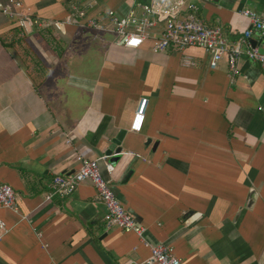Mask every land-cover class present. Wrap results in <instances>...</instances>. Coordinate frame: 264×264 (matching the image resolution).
<instances>
[{
    "label": "crops",
    "instance_id": "obj_1",
    "mask_svg": "<svg viewBox=\"0 0 264 264\" xmlns=\"http://www.w3.org/2000/svg\"><path fill=\"white\" fill-rule=\"evenodd\" d=\"M6 1V0H0ZM26 12L62 19L68 0H22ZM90 15H126L148 0H93ZM235 43L249 28L243 8L264 0H192ZM19 30L0 13V183L17 210L0 209V264H132L150 254L134 232L107 227L90 181L46 199L54 175L77 154L106 156L120 132L122 153L102 175L151 244L174 248L183 264H264V73L242 56L231 76L200 47L154 52L113 34L69 26ZM21 35V34H20ZM251 41L264 51L257 32ZM188 56L192 65L185 66ZM147 98L142 130L130 124ZM71 137L70 145L66 143ZM256 195L251 208L246 202Z\"/></svg>",
    "mask_w": 264,
    "mask_h": 264
},
{
    "label": "built area",
    "instance_id": "obj_2",
    "mask_svg": "<svg viewBox=\"0 0 264 264\" xmlns=\"http://www.w3.org/2000/svg\"><path fill=\"white\" fill-rule=\"evenodd\" d=\"M68 4L69 9L62 19L45 18L26 12L22 0L0 1V13L13 21L21 36H28L35 30H54L65 36L69 26H77L113 34L116 43L126 48H139L149 39H152L151 49L154 52H183L188 47H200L209 54L212 69L226 56L231 76L240 74L238 60L246 56L257 63L264 73V51L251 41L254 32L264 39V14L257 10L243 8L240 11L250 26L237 42L231 43L224 26L208 23L200 17L199 6L192 0H148L137 3L139 11L133 9L126 15H119L110 9L106 12V20L89 14L96 5L93 0H68ZM183 62L185 66L192 65L188 56H185ZM146 103L147 98L140 99L130 124L131 132L142 130ZM71 140L70 136L67 137L66 143L70 145ZM77 157L79 166L71 174L54 175L46 199L55 195L69 196L81 183L90 181L97 191L96 200L105 206L104 220L107 227L134 232L149 247V256L144 260L132 261V264H183L172 246L154 245L145 239V228L136 224L102 175L100 161H104L108 172L114 169L113 162L106 161L108 155L95 159L78 154ZM1 208L17 210L15 190L6 183H0ZM4 223L0 218V227H4Z\"/></svg>",
    "mask_w": 264,
    "mask_h": 264
},
{
    "label": "water",
    "instance_id": "obj_3",
    "mask_svg": "<svg viewBox=\"0 0 264 264\" xmlns=\"http://www.w3.org/2000/svg\"><path fill=\"white\" fill-rule=\"evenodd\" d=\"M124 134H125L124 131L120 132V134L117 136V138H115V139L113 140V144H115V145H119V146L116 147L115 150H112V149L108 150V151H107V153H108L107 155H112L113 151H114L116 154H121V153H122L121 141H122V139H123ZM72 172H73V171H71V172H67L66 174L69 175V174H71ZM255 195H256L255 190H254V189L251 190V192H250V194H249V197H248V199H247V202H246V207H247V208H251V206L253 205V203H254V199H255Z\"/></svg>",
    "mask_w": 264,
    "mask_h": 264
},
{
    "label": "trees",
    "instance_id": "obj_4",
    "mask_svg": "<svg viewBox=\"0 0 264 264\" xmlns=\"http://www.w3.org/2000/svg\"><path fill=\"white\" fill-rule=\"evenodd\" d=\"M17 28V27H16ZM19 30V29H18ZM18 36L22 39V38H24L23 36H21L20 35V31H19V33H18Z\"/></svg>",
    "mask_w": 264,
    "mask_h": 264
}]
</instances>
